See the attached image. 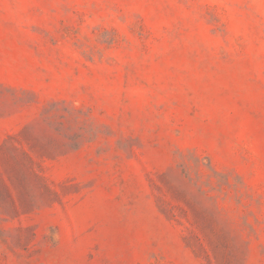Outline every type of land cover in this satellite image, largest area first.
I'll return each mask as SVG.
<instances>
[{"label": "rangeland", "instance_id": "rangeland-1", "mask_svg": "<svg viewBox=\"0 0 264 264\" xmlns=\"http://www.w3.org/2000/svg\"><path fill=\"white\" fill-rule=\"evenodd\" d=\"M0 264H264V0H0Z\"/></svg>", "mask_w": 264, "mask_h": 264}]
</instances>
